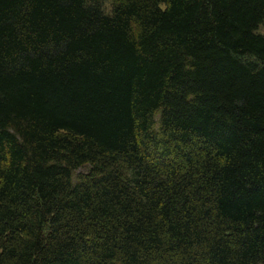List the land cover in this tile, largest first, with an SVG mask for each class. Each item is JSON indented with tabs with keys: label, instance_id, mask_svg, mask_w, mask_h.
<instances>
[{
	"label": "trees",
	"instance_id": "trees-1",
	"mask_svg": "<svg viewBox=\"0 0 264 264\" xmlns=\"http://www.w3.org/2000/svg\"><path fill=\"white\" fill-rule=\"evenodd\" d=\"M263 22L0 0V264H264Z\"/></svg>",
	"mask_w": 264,
	"mask_h": 264
},
{
	"label": "rangeland",
	"instance_id": "rangeland-1",
	"mask_svg": "<svg viewBox=\"0 0 264 264\" xmlns=\"http://www.w3.org/2000/svg\"><path fill=\"white\" fill-rule=\"evenodd\" d=\"M109 4H108V1L106 2V4H105V7L106 6H108ZM107 8V7H106ZM258 32H262V33H264V22L259 26V28H258ZM82 170H87V168H85V169H82Z\"/></svg>",
	"mask_w": 264,
	"mask_h": 264
}]
</instances>
